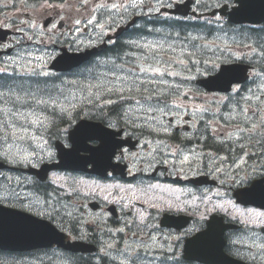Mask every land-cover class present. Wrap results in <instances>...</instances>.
Listing matches in <instances>:
<instances>
[{"label": "flooded vegetation", "instance_id": "flooded-vegetation-1", "mask_svg": "<svg viewBox=\"0 0 264 264\" xmlns=\"http://www.w3.org/2000/svg\"><path fill=\"white\" fill-rule=\"evenodd\" d=\"M130 14V18L135 15L132 12ZM125 23L115 21L106 24L103 32L100 29L96 39H93L88 46L104 42L107 34L114 32ZM7 25H11L7 28L14 30L16 34L10 36L6 42L0 43L1 50L10 49L8 56L0 57V68H8L7 74L0 73V76H11L12 80L8 82L13 86L18 83L26 86L25 82H31L30 79H26V71L16 65L8 64L7 59L19 52L26 43H30L26 41L27 34L41 33L28 29L27 24L21 21H12ZM52 25L44 32L50 38L53 37ZM153 25L154 22L139 21L137 27L148 26L149 30L145 31L153 32L150 30ZM113 27L114 29L110 30ZM19 29H23V32ZM139 31H136V27L125 31L122 36L112 40L114 43L109 42L100 59L94 60H109L122 56L119 55L121 52L119 48L124 47L122 53L129 51L128 41L133 40L135 33ZM119 40H122L121 45L115 48ZM2 45H11V47L3 48ZM117 63H119L118 59ZM97 67L100 71L105 70L99 64ZM93 68L91 63L86 69ZM51 80L53 82V78ZM188 88H192L193 92L187 96L183 95V91ZM183 91L178 98H169L170 103H182L186 105V109L173 108L178 113L177 116L173 117L169 114L164 118L165 124L170 125L168 133L128 127L124 134L117 137L118 140H126L122 143L124 145L117 149V155L122 149H127L129 155L127 159L119 161L115 169L109 167L107 169L109 174H105L102 167L100 174L90 172L94 166L86 164V158L90 153L83 149L78 153L82 161L81 166L75 165L72 169H52L46 176L40 173L41 168L45 163L55 161L45 158L38 163L33 160L32 164L28 165L7 163L0 170V204L29 215L36 211L51 212L53 206L62 213L71 212L72 215L57 217L56 223L60 227L54 232H41L51 234L52 245L27 250L16 249L14 245L12 249L0 251V264H128L130 260L135 262L137 254L144 258L143 264H164V257L172 256L173 253L175 259L169 260L167 264H177V262L203 264L187 258V242L205 231L209 226L208 222L213 218L217 231L221 229L223 223L220 225L217 217H222L226 223L237 224L236 227L228 228L224 232V251L250 264H261L259 260L248 259L247 253H256V249L252 247L253 243L264 244V226L249 225L246 228L242 221L246 219L248 213L264 212V210L239 203L234 197V191L246 185L233 183L230 179L237 172L242 176L252 166H259L264 162V158L259 155L251 156L253 152L259 153L260 147L249 146L242 150L239 144L247 141L228 140L227 135L234 132H219L218 121L211 112L199 111L201 107L209 108L202 100H209L211 94L203 93L193 85H184ZM105 111L110 114L111 121L117 123L119 128L122 121L116 106H109ZM100 119L99 113H93L91 116L93 121L99 122ZM107 122L104 121L105 124ZM63 128H68L67 119L62 121L57 119L55 125L47 131L35 128L33 131L37 140L28 149L37 152L38 155H44L45 148L52 150L58 160L57 143L60 142L62 146L65 141L57 129ZM41 137L48 142L44 148L39 146L42 143ZM245 150L250 154L244 157L247 164L241 169H236L235 165L239 163ZM184 156H188L189 160L181 164L180 161ZM223 157L228 159L224 161ZM164 160L168 163L161 162ZM216 165L222 167L224 173L215 172ZM56 177L64 178L61 182L63 186L54 182ZM74 180L96 182L101 186L119 185L124 191H120V188H112L108 192L101 193L97 190L95 194L89 195L85 194L87 191L85 189L76 193L71 191ZM221 181L225 183L222 184ZM8 188H14L19 199L9 197L6 191ZM105 195H108V200L104 199ZM176 198H179L183 211H158L152 207L154 203H160L163 208L166 202H175ZM57 199L60 203H56ZM37 200H47L48 205L33 207L32 212L21 207V201L25 204H34ZM219 204H224L227 211L220 209L211 211L214 205ZM61 205H65L66 208H61ZM141 213L145 215L144 222L138 219ZM15 225L16 223L13 224ZM177 236H180L181 240L177 241ZM233 241L241 242L234 244ZM75 242L93 244L96 249L92 252L72 251L69 246ZM19 244L25 245V241L20 240ZM126 246H128L127 250ZM133 248L138 249V253L132 252ZM169 248L173 252L170 253Z\"/></svg>", "mask_w": 264, "mask_h": 264}, {"label": "snow or ice", "instance_id": "snow-or-ice-1", "mask_svg": "<svg viewBox=\"0 0 264 264\" xmlns=\"http://www.w3.org/2000/svg\"><path fill=\"white\" fill-rule=\"evenodd\" d=\"M79 2L81 7L89 4V0H79ZM143 4L144 0H132L130 5L124 3H111L110 5L98 3L94 6L93 11L108 8L127 11L129 6L137 8ZM4 6L6 7L7 4ZM40 7L43 9L59 8L61 10L67 9L69 12L73 11L72 6L68 4V0H63L62 3H52L49 0H44ZM167 7H172V5L168 4ZM215 7L221 10L231 7L233 15H239L248 9L249 0H232L231 4L228 0H217ZM80 10L78 7L74 11L78 13ZM153 10L158 12L160 9L159 7L149 8V11ZM61 19L63 20L64 17L61 16ZM112 22L111 17H108L105 22H99L95 15L87 21L90 25L96 24L101 32L105 29L106 24ZM73 23L78 26L82 23V20L76 18ZM207 23H212V21ZM215 23L219 32L224 34H216L212 40L206 39L203 35H192L191 33H187L182 37L180 32L165 33L160 40L145 39L143 42L130 40L128 45L130 49L134 50L125 51L122 56L117 58L98 61V64L105 70L87 69L75 79H64L56 73L44 70L46 65L44 56L36 58L40 63L35 67L30 58L31 53L17 52L16 59L11 56L8 57V64L16 65L31 75L51 77L54 80H59L60 83L57 84L45 79L42 82L43 87L38 83L35 91H32L31 87L26 89L23 83H18L15 86L10 84L8 81L12 80L11 76H0V140L7 145L3 151H0V159L12 165H28L32 164L33 160L38 163L47 158L59 165L54 151L45 148L44 155H38L35 151L20 147L18 142L36 141L37 136L33 131L35 128L47 131L48 128L55 125L57 119L64 120L66 118L68 128L57 129L65 141L63 143L64 156L71 157L83 149L90 153V156L86 158V164L95 168L102 167L104 173L109 174L107 172L109 167L115 169L118 167L119 161L128 158L127 149H122L120 154L117 155V149L124 142L118 140L117 137L124 134L128 127L146 128L152 132H169L170 125L165 124L164 118L169 114L173 117L177 116L178 113L173 108L186 109V105L182 103H170L169 98H178L183 91L184 84L196 80L197 77H207V79L202 80V83L209 88L226 85L232 93L239 92V85L237 84L235 87L232 85L241 73L246 72V68L241 67L236 61L245 57L251 59L254 55L264 56V51H260L250 44H242L236 45V47H243L248 51L237 54L233 51L232 46L227 43V33L224 32L223 28L226 23L224 18L215 16ZM7 26L11 27V25ZM29 27L35 29L40 26L33 20ZM52 27L55 28L56 25L53 24ZM19 31L23 32V29H19ZM76 31L79 32L80 29L77 27ZM155 31L161 32L160 29H155ZM260 31L264 32V29ZM170 37L171 39H169ZM29 39H32V37H29ZM260 39H264V37ZM217 41H220L223 47ZM2 47L9 48L11 45H2ZM217 51L221 55H217ZM209 52L212 54L211 57L208 56ZM225 52L230 53V55L224 56ZM117 59L120 60L119 63H117ZM7 72L8 68H0V73L7 74ZM254 75L264 80V72L254 73ZM173 78H179L181 83H176ZM258 87L264 90V83H261ZM192 92L193 89L188 88L183 91V95L187 96ZM261 96H264V91H261ZM261 96L253 93L252 96L244 97L245 106L241 107L238 113L233 108L228 119L233 120L236 115H239L248 126L242 127L239 123L232 125L234 133L228 134L226 138L228 140L247 141V143L239 144L242 150L249 146L255 147L258 145L260 152H253L251 156L259 155L264 158V106H262L264 100H261ZM253 97L259 103L250 116L248 115V102ZM109 106H116V110L121 114L122 123L119 128L117 123L111 121L110 114L105 111ZM199 111L206 112L208 109L201 107ZM93 113L101 114L99 122H91ZM193 115L195 116V113ZM105 120L108 121L107 124L104 123ZM40 139L42 143L39 146L44 148V145H47L48 142L43 140L42 137ZM145 143H150V141H145ZM249 155L245 150L235 168L241 169L242 166L246 165L247 161L244 157ZM227 159L228 157H223L224 161ZM188 160L189 157L184 156L180 163L183 164ZM161 162L168 163L166 160ZM214 171L224 173L225 170L216 165ZM230 179L233 183L246 185L237 193L242 199L256 197L264 199V162L259 166H252L242 176L237 172ZM63 180V177H56L54 182L63 186L61 184ZM221 183L223 184L225 181H221ZM112 188H120V186H101L96 182L89 183L84 180H74L71 191L79 193L86 189L85 194L91 195L95 194L97 190L103 193ZM6 191L9 197L19 199V195L14 188H8ZM120 191H124V189L120 188ZM217 195H220V193H217ZM136 198L139 199V197ZM104 199L108 200V195H105ZM56 203H60L59 199ZM40 205H48V201L37 200L34 204H25L21 201V207L26 208L29 212H32L33 207H39ZM152 207L158 211L174 210L180 212L184 210L181 207L179 198H176L175 202H166L163 208H161L160 203H154ZM61 208H66V206L61 205ZM217 209L227 211L224 204L214 205L211 211ZM63 215L71 216L72 213H62L60 209L53 206L51 212L36 211L30 216L21 217L15 227L20 230L38 233L54 232L60 227L56 223L57 217L62 218ZM138 219L144 222L145 215L141 213ZM201 219H204V217H201ZM242 223L246 228L249 225L264 226V212H250ZM176 240H181V237L177 236ZM200 240L201 236H197L189 241L190 250L194 249ZM240 242L233 241L234 244ZM252 247L256 249V253L248 252L247 258L253 261L259 260L261 264H264V244L253 243ZM127 248L128 246H126V250ZM168 251L173 252L171 248ZM132 252L138 253V249L133 248ZM237 255H239V252H237ZM174 259V253L172 256H166L164 257V264ZM143 260L144 258L137 254L135 262L130 260L128 264H143Z\"/></svg>", "mask_w": 264, "mask_h": 264}, {"label": "water", "instance_id": "water-1", "mask_svg": "<svg viewBox=\"0 0 264 264\" xmlns=\"http://www.w3.org/2000/svg\"><path fill=\"white\" fill-rule=\"evenodd\" d=\"M180 6L185 7V5H180ZM180 6L177 5L175 9L171 10V12L183 13V14H187L189 12L188 8L182 9ZM188 6L189 4L187 3L186 7ZM231 19L233 21L262 22L264 20V0H249L248 9L244 13L239 15H233L232 13ZM98 51L99 49H93L82 53H73V54L65 51L53 62L52 67L57 70L70 69L74 66L81 64L85 60L89 59L93 53H97ZM247 77L248 75L246 69V72L241 73L238 79L233 83L243 82L247 79ZM202 80H200L199 83H201L210 90H220V91L230 90L226 85H218L216 87L209 88L206 84L202 83ZM92 122L96 123L94 121ZM60 153H61L60 165L67 167L68 164H70V162L68 161V157L64 156V150L61 149ZM2 165L4 164L0 162V167ZM251 201L253 203L260 205L261 207H264V199L262 198L257 197L256 199H253ZM21 217H24L22 213H19L15 210L5 209L4 207L0 206V247L2 248L10 247V244L16 242L18 238H20V236L22 238H32V237L42 238L43 236L46 237L50 236V233H46L47 235H44V233L41 232H39L38 234L31 232L24 233L23 231L15 229V226H13L12 223L17 222ZM218 221L221 225V221L220 220ZM208 224L209 226L205 231L196 235V237L201 236V240L194 249L190 250L191 246L188 243L186 249L187 257L191 259H198L207 264H246L245 262L229 257L224 252L225 239L223 235L227 226L223 224L221 229L217 231L214 225V219L210 220ZM194 238L195 237L189 239V241L193 240Z\"/></svg>", "mask_w": 264, "mask_h": 264}, {"label": "trees", "instance_id": "trees-1", "mask_svg": "<svg viewBox=\"0 0 264 264\" xmlns=\"http://www.w3.org/2000/svg\"><path fill=\"white\" fill-rule=\"evenodd\" d=\"M16 3L22 1V0H14ZM26 3H36V2H44V0H24ZM49 1H52V0H49ZM141 20L143 21H153V22H156V23H164V22H171L172 26H167V25H155V26H152V29L155 31V29H160V30H167L168 32H157V33H153V37H155L156 40H160L163 38V34L165 33H169V31H172L171 33H175V32H184L185 34L188 27H193V25H195L197 23V19L194 18V17H188V18H184V17H175V16H162V15H159V14H153L152 16H143V18H141ZM228 23V22H227ZM226 23V26H224V29L227 30V29H233L231 27L230 24H227ZM234 26V25H232ZM235 27V26H234ZM148 26H143V29H147ZM249 29V28H248ZM261 29H264V24L258 28V29H251L249 30L250 32V37H249V40H250V44L253 45V47H256L258 48V50L260 51H264V39H260L261 37H264V32H261L260 30ZM139 30H142L141 28H137L136 27V31H139ZM138 33V32H137ZM136 34V33H135ZM144 36V34H143ZM171 39V37L169 38ZM121 41L122 40H119L117 42V44H115V48L119 47L121 45ZM120 54L119 55H123L122 51L124 50V47H120ZM118 49V50H119ZM108 52V51H106ZM251 63L254 65L255 67V70L257 71L256 73L259 72H264V56H252V58L250 59ZM91 64V63H90ZM90 64H86L84 67H82L78 73H83L85 72V70H87V66L90 65ZM176 79H179V78H176ZM53 82L59 84L60 81L59 80H54L53 79ZM261 83H264V80L261 81L260 78L258 77H254L253 79H251L249 82L246 83L249 84V85H253V84H261ZM34 84H38L37 82L33 83V82H25V85H26V89L29 88V85H34ZM41 87H43V84L40 85ZM36 87H33L31 88L32 91H35ZM238 98V97H235V99ZM226 107V106H225ZM98 114V113H96ZM1 141V140H0ZM1 145V144H0Z\"/></svg>", "mask_w": 264, "mask_h": 264}, {"label": "rangeland", "instance_id": "rangeland-1", "mask_svg": "<svg viewBox=\"0 0 264 264\" xmlns=\"http://www.w3.org/2000/svg\"><path fill=\"white\" fill-rule=\"evenodd\" d=\"M50 2H52V3H62L63 0H52ZM131 2H132V0H89V4L88 5L81 7L79 0H68V4L72 6L73 11L69 12L67 9L61 10L59 8H51L49 10L51 12H53V14L60 15V19H61V16H63L64 19L67 20V22H69V24L72 25V27H74V33H76V34L73 36V39H72L71 42H72V45L74 47H78L80 45H82V46L85 45L86 43H88L92 39L91 37H86V36L83 38V36L81 35L80 32L82 30L83 24H88L87 21L89 19H91V17L93 15H95L97 17L98 11L102 10V9H98V10H96L94 12L93 8H94V6L96 4H98V3H107V4L110 5L111 3H124V4H129L130 5ZM150 3H152V4L154 3L155 6L157 5V3H155V0H150ZM41 4H43V2ZM41 4L39 6H37V7L24 8L21 11L30 12V13L34 14L37 17V19H39L40 15L43 14L46 11V9H43V8L40 7ZM78 7L81 10H80V12L77 13L74 10H75V8H78ZM129 8H130V6L128 7V9ZM108 9H110V8H108ZM122 10L123 9H119L118 11H122ZM21 11L20 12L7 11V13H8L7 16L8 17H6V16L5 17H1L0 16V22H1L0 24H4L5 21L11 20L12 18H15V16H17L16 18L19 17V19L23 20L22 17L19 16ZM76 18H79V19L82 20V23L80 25H78V26L74 25V23H73L74 19H76ZM99 22H102V20L99 21ZM77 27L80 29L79 32L76 31ZM55 29H57V28L56 27L53 28V30H55ZM97 31H98V28H97ZM68 32H70V30ZM169 32H172V31H169ZM97 34H98V32L95 33V37L97 36ZM58 35H60V32L54 33V31H53V40H54V38H57ZM39 41L41 43L45 44V41L43 39H40ZM34 47H36V45H34ZM23 52L26 53L25 50ZM46 53L47 52L44 53V56L46 55ZM55 54H56V52H55V49L53 47V49L49 52L48 57L50 55L54 56ZM221 97L222 96H217V95L213 96L214 99H220ZM59 121H62V120L59 119ZM218 130L219 131H224L225 128H222V127L218 126ZM18 143L22 144L23 142H18ZM0 144H1L0 145V151H3L5 144H4V142L2 140L0 141ZM20 147H22V146L20 145ZM22 148H25V147H22Z\"/></svg>", "mask_w": 264, "mask_h": 264}]
</instances>
